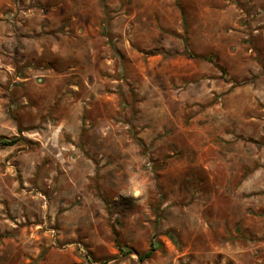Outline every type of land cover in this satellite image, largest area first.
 I'll return each instance as SVG.
<instances>
[{
  "label": "rangeland",
  "instance_id": "obj_1",
  "mask_svg": "<svg viewBox=\"0 0 264 264\" xmlns=\"http://www.w3.org/2000/svg\"><path fill=\"white\" fill-rule=\"evenodd\" d=\"M0 264H264V0H0Z\"/></svg>",
  "mask_w": 264,
  "mask_h": 264
},
{
  "label": "trees",
  "instance_id": "obj_2",
  "mask_svg": "<svg viewBox=\"0 0 264 264\" xmlns=\"http://www.w3.org/2000/svg\"><path fill=\"white\" fill-rule=\"evenodd\" d=\"M7 145V144H6ZM152 255V250L150 252H148L146 255L144 256H140V258L143 260L145 258H149Z\"/></svg>",
  "mask_w": 264,
  "mask_h": 264
}]
</instances>
